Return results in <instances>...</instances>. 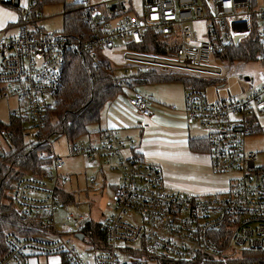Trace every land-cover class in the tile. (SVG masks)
Returning a JSON list of instances; mask_svg holds the SVG:
<instances>
[{
    "label": "built area",
    "instance_id": "obj_1",
    "mask_svg": "<svg viewBox=\"0 0 264 264\" xmlns=\"http://www.w3.org/2000/svg\"><path fill=\"white\" fill-rule=\"evenodd\" d=\"M256 1L260 2L257 8ZM142 2L143 13L132 17L129 0H81L88 29L69 33L45 32L37 27L42 17L39 0H29L26 12L29 18L34 16L33 24L26 19L17 34L0 36V99L15 100L10 118L21 122L23 135L45 141L53 149V162L47 171L20 176L10 191L15 209L42 223L40 232L25 236L9 231L5 235L8 250L0 264H31L35 257L54 255L62 256L68 264H146L150 257L190 264H243L246 252L264 251V162L258 164L259 152L247 146L248 137L264 129L260 121L264 114V70L257 78L244 77L251 86L237 98L210 102L206 90L186 88L187 118L207 130L213 170L232 173L226 189L205 194L170 189L160 165L124 153L136 146L131 136L122 137L115 128L105 127L99 140H78L72 143L71 152L92 164L114 160L113 169L120 171L111 210L97 220L105 232L107 248L94 249L89 237L80 231L91 217L72 210L61 219L57 217L63 204L60 189L65 190L63 185L70 181V175L63 172L64 157L54 152V141L45 126L69 57L97 61L100 53L115 64L169 66L161 57L165 54L142 51L121 54L114 61L115 52L130 49L129 43H143L146 31L151 30L160 35L166 54L176 58L177 71L219 74L221 68L215 71L209 67L213 56L224 45L243 43L255 32L261 46L258 58L264 62V0ZM51 96L54 103L48 100ZM128 102L144 126L155 100L134 91ZM11 137L12 132L0 126V138ZM98 179L93 176L90 184L99 188ZM135 213L140 221L128 219ZM72 222L76 229L67 228ZM60 225L64 229L60 230ZM79 233L83 238L77 236ZM77 240L86 242L89 249ZM91 249L95 251L93 258L85 253ZM120 251L128 258L124 260ZM254 264H264V260Z\"/></svg>",
    "mask_w": 264,
    "mask_h": 264
},
{
    "label": "trees",
    "instance_id": "obj_2",
    "mask_svg": "<svg viewBox=\"0 0 264 264\" xmlns=\"http://www.w3.org/2000/svg\"><path fill=\"white\" fill-rule=\"evenodd\" d=\"M8 1V0H5ZM12 4L14 0H9ZM64 2L63 31L79 33L87 31L85 9L81 1L67 2V0H40L41 2ZM130 50L142 51L152 54L166 53L164 43L160 35L147 30L145 41L141 44L129 43ZM261 50L257 34L253 32L245 42L238 45H224L221 53L224 58L233 61H253L258 59ZM98 60L80 56H72L67 59L64 67L62 82L55 95V104L47 114L46 133L53 136H66L72 144L83 139L91 132L93 124H99L102 112L106 104L121 92L120 83L152 84L166 81H183L186 88L192 86L206 90V87L215 83L212 79L203 78L201 75L190 72L163 71L155 67H143L133 74L119 70L128 69L113 63L108 57L98 54ZM1 127H7L12 132L11 138H4L8 149L0 144V258L5 255L8 248L5 243V235L9 231H15L20 235H35L40 232L41 222L19 213L10 201V191L15 181L25 174H41L47 171L53 160V149L45 141L32 140L22 133L19 120L11 117L6 125L0 121ZM102 130V129H101ZM99 131V133L101 132ZM259 132L264 133V129ZM190 146L195 150L209 149L207 137L190 139ZM60 199L63 204H73L76 201L71 191L60 189ZM7 201V202H6ZM89 237V242L94 249L107 248V238L97 220L87 221L80 229ZM160 264H190L189 261H178L165 257H157ZM264 260V251L246 252L243 264H254Z\"/></svg>",
    "mask_w": 264,
    "mask_h": 264
},
{
    "label": "rangeland",
    "instance_id": "obj_3",
    "mask_svg": "<svg viewBox=\"0 0 264 264\" xmlns=\"http://www.w3.org/2000/svg\"><path fill=\"white\" fill-rule=\"evenodd\" d=\"M80 2L81 0H67V2ZM110 1V0H108ZM259 1L255 2V8L259 6ZM129 14L132 17H137L138 14L143 13V2L142 0H129ZM66 10V4L64 2H41L39 6V11L42 14V20L39 23V27L42 31L45 32H56L61 31L64 28V12ZM254 22L256 17H254ZM114 22H117L114 21ZM255 29H258V26H255ZM13 33H3V35H9ZM1 36V35H0ZM130 41L128 38L125 42ZM117 44L122 45V42H117ZM133 50L130 49H120L113 54L116 58L114 61L120 59L121 54L125 53H134ZM165 55H161L164 57L163 62L170 64L169 66H164L163 64H154L149 67H155L159 69L160 72L163 71H177L175 65L177 64V60L175 57L161 53ZM119 55V56H118ZM107 57V56H106ZM129 66L133 65L131 62L128 64ZM118 66H123V64L118 63ZM134 67V66H133ZM210 68H215L211 70L217 71V69H222V72L219 74L212 72H202L200 75L203 78L212 79L215 83H212L206 87V93L208 95V100L210 102H215L222 99H231L243 96L251 86V83L244 79L245 76L251 75L257 78L264 70V62L261 59H256L253 61H229L224 58L223 54L220 52L215 54L212 60L209 63ZM166 69V70H165ZM189 70L187 72H191ZM144 88V92L151 94L154 100L160 103H174L180 99V94L186 92V86L183 81H166L153 83L149 85H142ZM141 87V89H142ZM48 100L54 103V98L48 97ZM185 101V94H184ZM15 104V100H3L0 99V121L6 123L10 119V107ZM173 118L168 115L167 120L159 123L157 127L153 128L152 132H149V128L144 131V134H147L150 139V144L145 146V149L150 152H154L157 157L154 159H147L151 162H154L162 168L163 174L165 178L171 179L173 181L184 184H196L203 185L204 182L202 178L208 180L207 186L211 183H216L221 186L222 190L226 189L228 186V180L230 179L232 173H216L213 168L205 167L201 164H189L184 161H177L174 159L172 155V149H174L169 143H161L160 140V124L165 127H170L173 123L171 120ZM191 121V120H190ZM260 121L262 126H264V114L260 115ZM192 128H194L197 132L207 133V130L202 128L198 121H193ZM99 124H93L91 126V130L98 129ZM162 127V126H161ZM201 127V128H200ZM140 128V127H138ZM136 129L141 131L140 129ZM166 130L167 134H163L164 137H167V140H170L172 137L169 135L172 132L171 129L162 128ZM32 133L33 129L30 130ZM168 131V132H167ZM159 134V135H158ZM139 137V136H138ZM30 138V137H29ZM153 138V139H152ZM84 140H89L88 135L83 138ZM139 139V138H138ZM52 140L54 152L57 155L63 156L65 160V165L63 168V172L70 175V181L63 185V188L67 191H71L74 194V197L77 202L73 204H62L61 208L57 213L58 219L63 218L64 214L68 210H72L76 213L82 214L87 217H91L94 220H98L101 218L102 213L108 214L111 210L110 202L113 198L114 188L116 184L119 182V174L120 171L111 168L114 165L112 160L110 162L106 159L107 162L102 163V166L99 162L89 163L85 157L81 155H74L71 152L72 144L68 141L66 136H53ZM82 140V139H81ZM136 140V139H135ZM0 144L4 149H8L7 143L0 138ZM247 146L249 149L256 150L259 152L257 163L264 162V133L259 132L255 135L249 136L247 139ZM172 155V156H171ZM103 168V169H102ZM93 176H97L99 182V188L93 187L90 184V179ZM104 187V188H101ZM178 190V188H174ZM183 191V190H182ZM188 192V191H187ZM7 202V201H6ZM128 219L140 221L141 217L138 213H135L133 216L128 217ZM67 228L76 229L77 224L75 222L67 224ZM59 229L62 230L64 227L62 225L59 226ZM71 231V230H70ZM77 243L86 249H89L86 242L82 240H77ZM122 246V244H120ZM86 255L90 254V258L94 256V249L85 252ZM123 259H127V255L120 251ZM146 264H160L157 257H150L147 260Z\"/></svg>",
    "mask_w": 264,
    "mask_h": 264
},
{
    "label": "crops",
    "instance_id": "obj_4",
    "mask_svg": "<svg viewBox=\"0 0 264 264\" xmlns=\"http://www.w3.org/2000/svg\"><path fill=\"white\" fill-rule=\"evenodd\" d=\"M14 1H15L14 4H12L9 0L0 1V35H3V33L17 34L20 24L26 19H30L31 24H33L32 21H34V16H31L29 18L26 12V8L29 0H14ZM97 1H108V0H97ZM41 20L42 18H40L37 21L36 24L37 27H39L38 25L41 22ZM132 64H133L132 67H129L127 69L128 74H133L137 72L140 68L146 67L145 65H138V64L136 65V63H132ZM124 66L125 65H123V67ZM123 71L125 72L126 68H124L123 70H119L118 75L122 74ZM142 85H149V84H137L133 86L131 83H126V84L120 83V86L122 88L121 92H119L116 95V97H114L106 104L102 112V119L99 128L91 130L90 134L88 135V138L90 140H99V134H100L99 131L101 129L105 127H113L118 131V134L120 136L122 137L131 136L136 143L135 148L125 149L124 153L126 155L130 156L135 154L142 156L146 160L154 159L155 157H157L155 153L147 151L145 149V146L150 144L151 137H149L147 134H144V131L147 129V127H150L149 132H152L153 128L157 127L159 123L167 120L169 115L170 117L173 118L171 120L173 123L170 125L171 128L165 127L164 125L160 124L159 134L161 135L160 136L161 138L159 141L161 143H168V141H170L169 144L174 148L172 149V155L175 160L177 161L181 160L189 164H201L205 167L206 166L210 167L211 157L209 155V149L201 151V150L192 149L190 146V139L205 138L207 133L203 134L199 132L196 134L197 131L194 128H192L191 123L194 122L193 120L190 121L187 118V114L185 110V101H184L185 93L184 92L181 93L179 95L180 99L172 104L160 103L155 100L156 104L154 106L152 115L150 117L145 118L144 119L145 125L141 126L140 125L141 119L137 114V112L130 106L128 102V98L130 97V95L133 94L134 91H140L143 94L153 98L151 94L144 92V88L142 87ZM137 128L142 130L138 132V130H136ZM162 128L171 129L170 131L172 132L167 131L168 133H170L169 135L172 137L170 140H167L168 138L163 136V134H167V133L166 130ZM106 160L104 161L101 159L98 160L97 162H99V164L102 166V163L107 162ZM108 161L110 162V160ZM112 162L113 164H115L114 160H112ZM111 168H113L112 164H111ZM164 179L166 185L170 189L173 190H177L174 188L182 189L183 191L182 190H178V191L184 193L205 194V193L222 191L221 186L216 183H211L210 185L207 186L208 180L205 178H202V181L204 182L203 185L184 184V186L182 183L165 178V175H164ZM119 180H120V174H119ZM31 264H68V263L65 261V259L62 256L54 255L50 257L47 256L35 257L31 260Z\"/></svg>",
    "mask_w": 264,
    "mask_h": 264
},
{
    "label": "water",
    "instance_id": "obj_5",
    "mask_svg": "<svg viewBox=\"0 0 264 264\" xmlns=\"http://www.w3.org/2000/svg\"><path fill=\"white\" fill-rule=\"evenodd\" d=\"M245 79H248V76H246ZM77 236H78L79 238H83V234H82V233H79Z\"/></svg>",
    "mask_w": 264,
    "mask_h": 264
}]
</instances>
